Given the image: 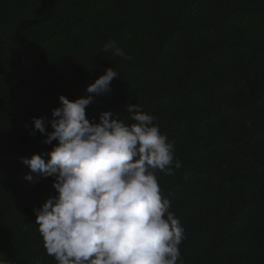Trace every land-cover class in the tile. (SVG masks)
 Instances as JSON below:
<instances>
[{
    "label": "trees",
    "instance_id": "16d2710c",
    "mask_svg": "<svg viewBox=\"0 0 264 264\" xmlns=\"http://www.w3.org/2000/svg\"><path fill=\"white\" fill-rule=\"evenodd\" d=\"M107 68L119 78L86 117L132 123L137 104L174 142L181 167L156 176L183 264H264V0H0V261L57 264L33 211L53 178L21 158L47 161L32 118L86 98Z\"/></svg>",
    "mask_w": 264,
    "mask_h": 264
},
{
    "label": "clouds",
    "instance_id": "9594fccd",
    "mask_svg": "<svg viewBox=\"0 0 264 264\" xmlns=\"http://www.w3.org/2000/svg\"><path fill=\"white\" fill-rule=\"evenodd\" d=\"M110 50L131 59L115 41L104 45ZM116 78L118 72L107 68L86 88V98L61 95L50 120L32 118V132L44 135L43 143L52 148L47 161L33 154L21 163L31 173L52 177L56 192L33 210L43 247L57 264H183L184 228L156 176L181 167L174 142L137 104L127 107L132 123L110 110L98 122L86 117Z\"/></svg>",
    "mask_w": 264,
    "mask_h": 264
}]
</instances>
